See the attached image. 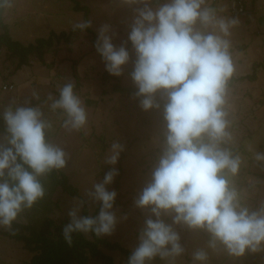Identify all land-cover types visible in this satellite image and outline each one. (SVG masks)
<instances>
[{
    "label": "rangeland",
    "instance_id": "374dc122",
    "mask_svg": "<svg viewBox=\"0 0 264 264\" xmlns=\"http://www.w3.org/2000/svg\"><path fill=\"white\" fill-rule=\"evenodd\" d=\"M91 9V28L98 34L107 28L105 35L111 37L118 49L125 47L129 53L128 62L122 66L120 77L123 85L136 86L131 73L137 60L136 50L129 40L137 9L141 3L131 0H76ZM153 10L170 0H147ZM247 11L233 14L230 0H205L204 7L214 11L216 20L236 21L229 29V35L220 32L218 24L204 26L197 22L196 28L205 33L220 35L229 41V54L233 63L232 75H244L257 67V80L226 84L223 110L227 113L229 136L220 145L229 150L233 157H239V170L235 175L225 172L232 188L236 190L241 207L250 212L264 207V160L257 154H264V0H247ZM5 22L11 36L28 45L38 38L48 37L52 31H69L85 22L83 12L74 10L72 0H8ZM2 29H0V33ZM78 62L77 64H75ZM18 60H11L6 48L0 51V115L11 108H39L42 118L51 125L45 129L46 143L58 147L65 153L63 169L79 195L72 196L58 188L48 197L53 206L51 217L57 223H70L69 211L78 210L83 217L86 208L89 215L97 217L101 203L90 195L94 185L102 182L105 173L115 168L118 172L109 191L116 192L111 211L115 214V227L110 234L99 235L112 242H118L131 253L140 243V235L149 218L156 219L150 207L140 208L136 200L153 179V172L167 150L168 127L165 119L163 89L153 94V107L145 110L141 100L135 96L122 95L114 91L117 80H106L105 62L94 50L92 35L82 32L70 44L48 51L45 64L33 59L31 65L17 69ZM231 75V76H232ZM71 83L74 94L79 98L86 113V123L79 129L64 127L68 119L63 109H52L53 101L60 98V90ZM14 85L12 90L4 86ZM158 105V107H157ZM61 113L60 115L57 113ZM5 123V121H4ZM6 124V123H5ZM7 134L0 133V144H6ZM207 137V136H205ZM113 143L123 150L115 165L108 164ZM261 176V177H259ZM44 186V185H43ZM44 196L47 194L44 193ZM48 201V206H50ZM55 206L53 202H58ZM27 208L20 212V221L30 222ZM28 212L34 213L35 210ZM96 212H98L96 214ZM175 213L161 214V219L179 235L183 248L180 255L155 256L146 264H264V245L256 252L246 251L242 256H233L216 242L210 247L211 234L206 229L191 228L186 224L173 222ZM10 226L0 224V264H23L32 254L22 242H15L3 236L1 231ZM92 238L91 233H85ZM170 250L171 245L167 246ZM198 251L207 254L204 261L194 259ZM115 262L125 263L119 251H106ZM90 264H101L92 261Z\"/></svg>",
    "mask_w": 264,
    "mask_h": 264
},
{
    "label": "clouds",
    "instance_id": "9594fccd",
    "mask_svg": "<svg viewBox=\"0 0 264 264\" xmlns=\"http://www.w3.org/2000/svg\"><path fill=\"white\" fill-rule=\"evenodd\" d=\"M131 2L144 5L137 9L129 34L137 53L131 73L138 88L135 95L144 97L141 105L148 110L154 106L152 96L157 90L167 93L168 147L152 182L135 202L137 207H150L156 219L145 221L140 243L128 264H146L157 255L183 252L179 235L160 218L162 212L175 213L176 224L206 229L212 236L209 246L215 248L218 241L230 255L260 250L264 245V207L252 212L241 207L238 193L225 175L238 172L239 157L220 146L229 136L223 105L226 84L234 71L230 44L220 35L196 28L197 22L204 26L218 24L220 32L228 36L236 21H217L214 11L203 6L205 0H170L156 10L147 0ZM90 26V22H84L76 27L83 30ZM106 31L100 30L94 46L106 71L120 75L129 53L123 46L117 49ZM51 107L66 112V128L79 129L86 123V113L71 83L63 86L60 98ZM42 116L39 108L32 107L4 112L7 143L0 144V224L10 226L23 208H31L43 198L44 188L38 177L65 166L63 150L46 143L45 129L51 125ZM205 136L207 143L203 142ZM122 150L120 144L113 143L106 162L115 165ZM257 159L264 160V154L258 153ZM117 174L115 168L110 169L90 193L101 203L97 217H80L77 209L69 211L70 223L63 230L69 244L73 232L91 231L98 236L112 232L116 217L111 209L117 194L107 185ZM206 258L203 251L194 255L198 261Z\"/></svg>",
    "mask_w": 264,
    "mask_h": 264
},
{
    "label": "trees",
    "instance_id": "16d2710c",
    "mask_svg": "<svg viewBox=\"0 0 264 264\" xmlns=\"http://www.w3.org/2000/svg\"><path fill=\"white\" fill-rule=\"evenodd\" d=\"M75 2L74 10L83 12L85 22H90L91 9L87 5H82L79 1ZM247 0L244 1L245 11L247 10ZM8 0H0V51L6 48L11 60H18L17 69H21L24 66L31 65L32 60H38L45 64L46 53L53 48L60 47L63 43L70 44L76 37L82 32H88L92 35L93 46L97 40V34L90 27L81 30L78 27H74L69 31H63L57 33L52 31L48 37L38 38L34 43L25 45L20 41L15 40L10 32L7 23L5 22V12L7 11ZM94 50L96 47L94 46ZM97 51V50H96ZM101 57V56H100ZM104 61V60H103ZM76 62L75 64H77ZM262 64L254 63V71L244 75H232L227 85L232 86L234 83H242L244 81H256L257 80V67ZM110 77L114 78L108 71H105L103 78L108 80ZM117 80L114 85V91L122 95L135 96L138 100L144 99V97H137L135 93L138 91L137 86H125L122 83L120 77L114 78ZM79 85L73 87L78 89ZM167 95V94H166ZM164 106L168 103V97L163 98ZM61 114V113H57ZM0 133H6V124L4 118L0 115ZM203 142L207 143L208 138L204 137ZM29 171H31L29 169ZM261 177V176H259ZM7 176H5V179ZM40 183L44 188V193L47 196H43L30 208L35 210L34 213L28 212L27 216L30 218V222L23 223L19 219L21 213L17 215V218L12 221L9 229L1 231L3 236L12 239L15 242H22L24 248L28 250L32 256L29 261L23 262V264H90L92 261L99 262L101 264H123L115 262L114 258L107 254L106 251H119L124 255L128 264L131 251L123 247L118 242L109 241L106 238H102L91 232L92 238L86 236L83 232L72 233V243L69 244L64 238V227L67 225L65 222L57 223L54 218L51 217L53 213V206L48 197L56 192L58 188H61L64 192L78 196V189L70 182L69 176L66 171L61 169H52L50 172L38 177ZM49 204L50 206L46 205ZM46 203V204H45ZM58 205V202H53ZM24 209V208H23ZM101 205L97 211H100ZM23 212V210L21 211ZM83 217H91L86 208L82 211ZM98 212H96L97 214Z\"/></svg>",
    "mask_w": 264,
    "mask_h": 264
},
{
    "label": "built area",
    "instance_id": "2783aa9c",
    "mask_svg": "<svg viewBox=\"0 0 264 264\" xmlns=\"http://www.w3.org/2000/svg\"><path fill=\"white\" fill-rule=\"evenodd\" d=\"M231 1V11L233 14H242L245 12V5L244 1L245 0H230ZM14 89V85H5L4 90H12Z\"/></svg>",
    "mask_w": 264,
    "mask_h": 264
}]
</instances>
